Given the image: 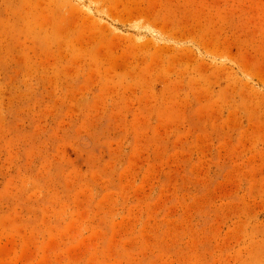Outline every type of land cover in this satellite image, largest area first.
<instances>
[{
	"label": "rangeland",
	"instance_id": "1",
	"mask_svg": "<svg viewBox=\"0 0 264 264\" xmlns=\"http://www.w3.org/2000/svg\"><path fill=\"white\" fill-rule=\"evenodd\" d=\"M0 264H264V0H0Z\"/></svg>",
	"mask_w": 264,
	"mask_h": 264
}]
</instances>
